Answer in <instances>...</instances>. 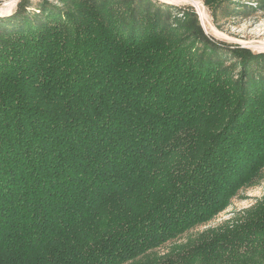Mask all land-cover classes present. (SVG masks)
Here are the masks:
<instances>
[{
    "label": "trees",
    "instance_id": "16d2710c",
    "mask_svg": "<svg viewBox=\"0 0 264 264\" xmlns=\"http://www.w3.org/2000/svg\"><path fill=\"white\" fill-rule=\"evenodd\" d=\"M62 1L23 0L0 25V264H264V200L176 255L154 253L261 177V56L237 51L242 69L218 98L219 61L191 65L162 12ZM231 96L217 131H188Z\"/></svg>",
    "mask_w": 264,
    "mask_h": 264
},
{
    "label": "rangeland",
    "instance_id": "374dc122",
    "mask_svg": "<svg viewBox=\"0 0 264 264\" xmlns=\"http://www.w3.org/2000/svg\"><path fill=\"white\" fill-rule=\"evenodd\" d=\"M22 1L0 0V25L2 27L6 25V19L17 13ZM133 2L134 5H142L143 8L163 13V18L172 27L164 34L166 37L164 39L179 41L184 37L187 43L185 44L190 47L187 58L191 65L198 64L199 53L205 55L211 51L209 58L213 57L219 61L217 64V69L220 70L219 88L215 93L218 98L225 89H228L227 85L232 86L230 75L232 74L235 79L242 69L237 51L248 50L254 56H261L253 61L250 70L255 78L262 75L264 81V0H133ZM42 3L64 7L62 0H27V10H37ZM202 35L205 36V40H202ZM214 49L218 52L214 54L215 56L213 55ZM252 96L251 94L250 98ZM236 102L237 98L231 96L226 104L221 102L222 105L213 104L212 112L207 111L205 117L188 131L195 133L198 139L203 141L212 131L219 129ZM217 105H220L222 109L216 110ZM263 200L264 167L261 177L253 184L242 187L238 194L231 198L224 211L210 221L199 224L176 239L165 243L155 249L154 253L158 256L171 253L176 255L180 251L174 250L186 245H195L198 240L212 236L213 232L227 224L235 223L245 215L248 209Z\"/></svg>",
    "mask_w": 264,
    "mask_h": 264
},
{
    "label": "bare ground",
    "instance_id": "6f19581e",
    "mask_svg": "<svg viewBox=\"0 0 264 264\" xmlns=\"http://www.w3.org/2000/svg\"><path fill=\"white\" fill-rule=\"evenodd\" d=\"M202 12V11H201Z\"/></svg>",
    "mask_w": 264,
    "mask_h": 264
}]
</instances>
